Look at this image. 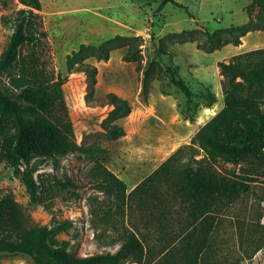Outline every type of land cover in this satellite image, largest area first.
I'll list each match as a JSON object with an SVG mask.
<instances>
[{
	"label": "rangeland",
	"instance_id": "1",
	"mask_svg": "<svg viewBox=\"0 0 264 264\" xmlns=\"http://www.w3.org/2000/svg\"><path fill=\"white\" fill-rule=\"evenodd\" d=\"M162 1L41 0L54 67L61 77H67L63 90L75 138L80 144L96 142L107 149L103 157L109 170L122 169L132 175L136 169L146 168L144 177L176 146L189 144L199 128L224 105L219 62L264 48L261 30L247 33L239 45L228 44L214 51L198 46L205 42L207 30L246 23L249 0H176L188 10L171 2L159 8ZM21 7L19 0H0V56ZM182 31L187 32L179 36L177 33ZM116 35L140 37L141 70L137 68L138 62L123 60L126 47L114 49L107 61L85 60L98 67L94 98L108 92L131 97L132 113L120 121L126 135L107 140L102 123L111 107L100 105L96 99L86 102L87 77L83 72L69 74L67 57L78 51L81 44L99 45ZM147 68L151 71L144 92L142 80ZM178 78L191 94L176 82ZM206 90L216 94L214 102L199 94ZM1 146L0 139V151ZM188 160L189 155H185L153 174L144 184L149 188L127 194L124 203H117L115 194L101 186L95 163L88 155L73 153L56 161L36 157L29 165H20L21 170L32 172L39 184L40 200L35 203L16 167L0 152V203L11 199L23 212L21 225L13 222L10 227L0 213V237L18 240L30 226L70 221L72 227L54 238L59 243L69 241L74 255L115 252L121 241L105 218L111 207L113 212L125 210L124 220L119 218L122 216L113 220L117 219V227L124 222L146 231L154 221L183 223L176 233L177 238L184 236L170 249L177 247L183 251L191 241L195 253L205 245L203 257L207 264H264V153L246 156L237 166L222 163V167L234 168L258 180L233 204L215 212L217 223L192 224L190 204L177 193L188 183L184 172ZM61 181L70 182L71 186H63ZM113 191L118 192L117 185ZM168 252L165 257H174ZM146 255L153 258L148 252ZM0 264L35 263L28 255L0 253Z\"/></svg>",
	"mask_w": 264,
	"mask_h": 264
},
{
	"label": "trees",
	"instance_id": "2",
	"mask_svg": "<svg viewBox=\"0 0 264 264\" xmlns=\"http://www.w3.org/2000/svg\"><path fill=\"white\" fill-rule=\"evenodd\" d=\"M19 1L22 7L14 19V31L0 56V152L16 167L32 202L39 203V184L32 172L21 170V164L29 165L36 157L56 161L69 154L84 153L95 163L101 186L108 193L115 194L117 203H124L127 185L105 166L103 155H107V149L96 142L80 144L75 138L63 90L67 77H61L54 67L41 0ZM249 1L246 23L207 30V38L198 45L199 48L214 51L228 44L239 45L247 33L256 30L264 32V0ZM170 2L187 9L176 0H163L159 8ZM186 32L177 34L183 36ZM141 45L139 36L116 35L99 45L81 44L78 51L67 57L68 73L83 72L87 77L86 102L96 99L100 105L111 107L102 123L107 140H117L126 135L120 121L132 113L133 107L128 99L115 92L94 98L98 67L85 60L107 61L114 49L126 47L123 60L138 62L137 68L141 70ZM219 67L223 76V107L199 128L189 144L180 146L153 173L189 155L184 170L188 183L178 188L177 193L190 204L192 224L217 223L215 212L233 204L250 190L252 182L258 180L238 173L234 168L222 167V163L237 166L246 156L264 153V48L240 53L228 62L220 61ZM150 71V68L144 71V92L149 86ZM179 78L176 82L187 94H191L189 87ZM199 94L210 102L216 100V94L209 90ZM60 184L71 186L70 182L61 181ZM144 184L145 181L134 192L141 190ZM114 185H117L118 192L113 191ZM0 213L8 224L6 226H12L13 222L21 225L23 212L13 200L1 201ZM124 214V209L113 212L111 207L106 212L105 218L108 223L111 222L109 226L121 241L115 252L74 255L69 241L59 243L54 238L57 233L72 227L70 221H63L25 228L18 240L1 236L0 253L28 255L35 264H207L203 257L205 245L194 253L191 241L185 244L183 251L177 247L170 249L168 253L174 257H147L141 235L124 222L117 227V219L124 220ZM114 218H117L115 222Z\"/></svg>",
	"mask_w": 264,
	"mask_h": 264
},
{
	"label": "crops",
	"instance_id": "3",
	"mask_svg": "<svg viewBox=\"0 0 264 264\" xmlns=\"http://www.w3.org/2000/svg\"><path fill=\"white\" fill-rule=\"evenodd\" d=\"M120 96L128 99L131 101V97L128 95H123L121 94ZM173 105V103L171 102ZM176 105V103L174 104ZM188 123L190 121L188 120ZM191 124V123H190ZM172 140H168V142H171ZM179 146V145H178ZM176 146L175 149H172L168 155L157 165L154 166V168L146 175L143 177V172L145 169H136L134 174H125L122 169H113L111 170L114 172L120 179H122L126 185H127V194H135V193H140L139 191L143 192L145 188H149V186L143 188L137 192H134L135 189L144 181H146L179 147ZM122 171V172H121ZM145 214H143L144 216ZM149 227L147 228L146 231L139 230L134 228L142 237V241L145 247L146 253L150 254V256L153 255V257H165L166 253L169 251L170 248H172L176 241H178L182 236L180 235L177 238V233L176 231L179 229L181 225H184L183 223H176L173 221L168 222L167 220L165 221H154L150 223ZM187 228H191L189 225Z\"/></svg>",
	"mask_w": 264,
	"mask_h": 264
}]
</instances>
